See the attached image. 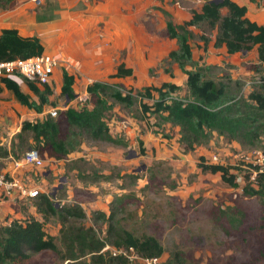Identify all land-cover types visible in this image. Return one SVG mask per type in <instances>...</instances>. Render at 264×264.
I'll return each mask as SVG.
<instances>
[{"label": "rangeland", "instance_id": "rangeland-1", "mask_svg": "<svg viewBox=\"0 0 264 264\" xmlns=\"http://www.w3.org/2000/svg\"><path fill=\"white\" fill-rule=\"evenodd\" d=\"M40 1L36 9L41 17H54L59 11L56 16L74 20L71 41V29L65 36L69 44L77 41L78 45L61 53L60 58L68 62L62 61L48 84L50 103L41 112L21 104L0 81V172L8 170L13 159H21L41 145L32 131L22 130L24 122L53 117L50 109L58 108L53 118L60 122L61 137L74 143L75 150L61 157L51 156L50 149L43 150L44 167L20 169L18 177L48 192L57 206L81 207L85 216L71 219L63 227L57 216L44 221L36 211L35 200L0 195V228L34 216L56 239L57 251L36 254L23 264H88L90 254L71 259L66 238L76 229L86 232L92 228L105 246L113 247L109 222L97 214L109 215L111 209L116 212L117 230L155 236L170 261L179 253L186 264H264L261 196L238 191L219 173H207L198 166L200 157L205 156L209 163L234 170L243 154L262 149L263 144L211 132L189 150L181 140L179 126L165 120L154 107L146 111L143 106L154 105L158 93L153 88L165 83L180 86L173 96H189L187 74L169 58L178 45L168 35L166 25L169 19L178 24L189 20L193 11H201L205 0ZM24 3L36 5V0H0V10H12ZM191 30L190 44L197 62L193 68L200 66L207 78L227 84L238 98L251 100L254 90H262L264 61L258 45L230 54L226 47L216 46L215 30L208 26ZM120 67L126 70L123 75H118ZM64 69L75 75L73 99L61 91ZM16 81L23 92L39 100L25 78ZM95 82L108 83L133 97V104L127 105L112 97L111 91L102 96L109 102L104 116L115 142L90 139L65 119L66 108H93L96 97L89 86ZM147 89H151V96ZM2 201L9 203L8 213ZM109 250H102L106 258H110Z\"/></svg>", "mask_w": 264, "mask_h": 264}, {"label": "trees", "instance_id": "trees-1", "mask_svg": "<svg viewBox=\"0 0 264 264\" xmlns=\"http://www.w3.org/2000/svg\"><path fill=\"white\" fill-rule=\"evenodd\" d=\"M224 9L228 11L226 14L223 13ZM247 13L248 7L235 0H205L201 11H193L191 18L184 23L178 24L172 19L167 21L168 35L175 38L178 45L177 49L170 52L169 58L187 74L189 96H173L172 93L179 90L180 86L165 83L161 87L153 88L158 93L154 105L143 104V106L146 111L154 107V111L161 113L165 120L179 126L181 140L189 150L195 149L204 142L211 132H218L231 140L263 144L264 150V85L262 90H254L250 94L251 100L238 98L229 90L227 84L207 78L200 66L192 67H195L197 62L190 44L193 35L191 29L202 26L215 30L216 46L226 47L230 54L250 51L258 45L259 57L264 61V24L251 20ZM44 52L45 48L37 36L24 37L17 29L11 28L4 29L0 35V61L27 59ZM188 66L192 68L188 69ZM63 72L61 91L67 98L73 99L75 75L66 69ZM124 73L126 70L120 67L118 75ZM0 81L21 104L38 112L50 103L49 95L52 90L48 84L43 85L46 88L42 89L35 82L27 80L28 87L39 98L35 100L23 92L16 80L2 77ZM109 91L117 101L127 105L133 104L131 95L121 92L108 83L95 82L89 86V92L96 97L93 108H67L64 114L68 124L90 139L115 142L104 116L109 102L102 96ZM147 95H152L151 89H147ZM22 130L34 133V138L41 144L35 149L40 151L42 157L43 150L46 149L51 150V156L61 157L76 148L69 139L67 141L61 137L60 122L53 117L35 122L25 121ZM198 166L207 173H219L224 182L236 187L235 174L231 167L220 163H209L205 156L200 157ZM244 192L261 196L264 221V184L259 189L246 187ZM34 205L44 221L57 216L61 219L63 227L71 219L85 216L81 207L57 206L46 193H41L35 199ZM97 214L107 218L108 235L114 238V246L119 248L133 246L144 256L164 254L165 248L155 236L148 234L136 236L129 230H117L114 223L116 212L113 209L109 215L103 212ZM66 239L70 243L71 259H79L90 254L91 260L88 264H130L128 258L113 256L110 252H108L110 258H106V253L102 252L106 243L96 236L92 228L86 232L76 229L70 232V237ZM48 250H58L56 239L47 233L44 222L34 216L24 220H14L11 224L0 228V264H23L34 255ZM169 264H186V262L182 255L176 253L173 260H169Z\"/></svg>", "mask_w": 264, "mask_h": 264}, {"label": "built area", "instance_id": "built-area-1", "mask_svg": "<svg viewBox=\"0 0 264 264\" xmlns=\"http://www.w3.org/2000/svg\"><path fill=\"white\" fill-rule=\"evenodd\" d=\"M62 61L68 62L61 59L60 56L46 51L41 55L27 59L0 61V78L17 80L19 77H23L43 86L52 81ZM58 112V108L52 107L50 109L53 117H56ZM215 160H218L217 156H215ZM239 161L240 163L232 170L235 174L236 189L241 192L246 187L259 189L264 184V150L261 148L253 149L243 154ZM43 167L44 160L38 149L29 150L21 159H13L12 166L8 170L0 172V195H5L10 199L35 200L41 193L48 194V192L43 190L42 192L31 184H26L18 177L20 169H41ZM108 249H111L109 251L113 256L128 258L131 264L137 262L140 264H169V260L164 254L161 256H144L133 246L119 248L107 245L103 248L104 251Z\"/></svg>", "mask_w": 264, "mask_h": 264}, {"label": "crops", "instance_id": "crops-1", "mask_svg": "<svg viewBox=\"0 0 264 264\" xmlns=\"http://www.w3.org/2000/svg\"><path fill=\"white\" fill-rule=\"evenodd\" d=\"M235 1L248 7L247 15L251 20L264 24V20L262 19L264 18V0ZM38 4H41L40 0H36V5L24 3L12 10H0V35L4 29L11 28L17 29L24 37L37 36L40 38L47 53H53L61 57V53L69 52L72 50L69 48L73 45H78L77 41L69 44V41L66 40L67 36H65V32L71 29L68 33L71 41L75 22L71 17L65 15L56 16L59 11H55L54 17L43 18L40 15V11L36 9ZM8 206L10 205L7 201L2 206L5 213H8Z\"/></svg>", "mask_w": 264, "mask_h": 264}]
</instances>
